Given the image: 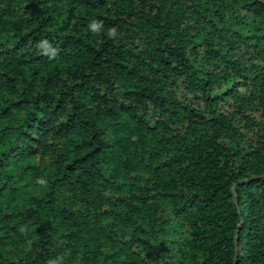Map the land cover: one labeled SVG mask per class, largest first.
Masks as SVG:
<instances>
[{"label":"trees","instance_id":"obj_1","mask_svg":"<svg viewBox=\"0 0 264 264\" xmlns=\"http://www.w3.org/2000/svg\"><path fill=\"white\" fill-rule=\"evenodd\" d=\"M57 258L264 264V0H0V264Z\"/></svg>","mask_w":264,"mask_h":264},{"label":"clouds","instance_id":"obj_2","mask_svg":"<svg viewBox=\"0 0 264 264\" xmlns=\"http://www.w3.org/2000/svg\"><path fill=\"white\" fill-rule=\"evenodd\" d=\"M89 30L93 33V34H97L99 35L103 28H104V22L102 20H92L89 25ZM119 35L118 33V29L113 26L110 27L107 30V36L110 39H115L117 36ZM40 48L44 49L45 53H51L52 56L57 55V50L55 48L52 47V45L49 43V41H47L46 39L43 40L42 42L39 43L38 45ZM37 183L43 185L46 183L45 180L43 179H38ZM62 258H57V259H50L46 262V264H60Z\"/></svg>","mask_w":264,"mask_h":264},{"label":"water","instance_id":"obj_3","mask_svg":"<svg viewBox=\"0 0 264 264\" xmlns=\"http://www.w3.org/2000/svg\"><path fill=\"white\" fill-rule=\"evenodd\" d=\"M244 181H248V180H244ZM241 182H243V181H240V182H238V183H241ZM231 191L233 192V188H231Z\"/></svg>","mask_w":264,"mask_h":264}]
</instances>
